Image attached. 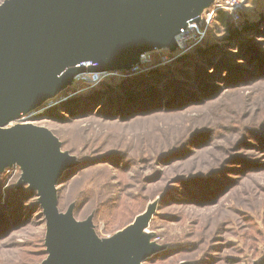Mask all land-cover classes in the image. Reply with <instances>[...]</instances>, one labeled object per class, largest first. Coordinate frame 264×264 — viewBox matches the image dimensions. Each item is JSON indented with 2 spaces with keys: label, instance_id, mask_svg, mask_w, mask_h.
Returning <instances> with one entry per match:
<instances>
[{
  "label": "rangeland",
  "instance_id": "obj_1",
  "mask_svg": "<svg viewBox=\"0 0 264 264\" xmlns=\"http://www.w3.org/2000/svg\"><path fill=\"white\" fill-rule=\"evenodd\" d=\"M219 1L189 9L206 34L188 48L165 36L144 71L103 80H115L114 91L79 78L12 122L55 137L68 162L58 208L89 221L99 243L141 223L130 245L148 250L140 264H263L264 0L235 18V37L215 19ZM94 90L103 98L87 101ZM28 173L19 162L0 167V264L50 258Z\"/></svg>",
  "mask_w": 264,
  "mask_h": 264
},
{
  "label": "water",
  "instance_id": "obj_2",
  "mask_svg": "<svg viewBox=\"0 0 264 264\" xmlns=\"http://www.w3.org/2000/svg\"><path fill=\"white\" fill-rule=\"evenodd\" d=\"M201 2L5 0L0 5V167L19 162L29 169L23 181L39 190L49 223L47 264H140L148 250L130 248L140 222L99 243L89 221L60 211L56 185L68 162L59 143L42 127L12 122L25 109L42 105L53 89L74 84L76 72L88 68L122 76L146 68L143 55L159 50L162 38L171 35L177 48V35L199 22L189 9Z\"/></svg>",
  "mask_w": 264,
  "mask_h": 264
},
{
  "label": "built area",
  "instance_id": "obj_3",
  "mask_svg": "<svg viewBox=\"0 0 264 264\" xmlns=\"http://www.w3.org/2000/svg\"><path fill=\"white\" fill-rule=\"evenodd\" d=\"M250 1L254 0H221L216 4L213 13L217 10H225L233 14L236 19H239L243 9ZM205 30L206 28H204L199 23L189 24L176 37L178 47L184 49L188 48L190 44L192 45L191 42L193 41V39L198 40L202 39L205 36ZM152 58L153 56L150 53L143 55V59H147L148 61H150V59ZM141 71H144V69H142ZM107 76V72H93L92 76H89V74L87 73H82L79 78L86 80L89 84L98 85V83H101Z\"/></svg>",
  "mask_w": 264,
  "mask_h": 264
},
{
  "label": "trees",
  "instance_id": "obj_4",
  "mask_svg": "<svg viewBox=\"0 0 264 264\" xmlns=\"http://www.w3.org/2000/svg\"><path fill=\"white\" fill-rule=\"evenodd\" d=\"M215 19H216L217 23H219V25L223 26L226 29V31H228L230 33L231 37H235V35H238L239 33H241L240 27L236 25L238 20H236L234 15L231 14L230 12L225 11V10H218L216 12ZM226 39H229V37L228 38L226 37ZM202 47H204V46L203 45H199V46L196 47V50L197 49L198 50H200V49L202 50ZM154 76H156V74ZM114 81L113 80L112 81H110V80L103 81L101 83L102 88L105 85H106V87L109 86V88H112L113 84L115 83ZM134 87L137 88L139 86H134ZM112 90H113V88H112ZM123 90L125 91V94L127 95L126 100L129 99V100L132 101L135 98V99L139 100V101H135V102H138V104H141L144 101V97H140L141 94L134 93V91L132 89L130 90V89L124 88ZM102 95L103 94L100 92V90H94L85 99L87 101L90 100V102H97V101H100L103 98ZM117 102H120V101H117ZM133 103H134V101H133ZM262 263L264 264V260H263Z\"/></svg>",
  "mask_w": 264,
  "mask_h": 264
},
{
  "label": "bare ground",
  "instance_id": "obj_5",
  "mask_svg": "<svg viewBox=\"0 0 264 264\" xmlns=\"http://www.w3.org/2000/svg\"><path fill=\"white\" fill-rule=\"evenodd\" d=\"M86 69H87V72H86V73L89 74V76H92V73H93L92 70H89L88 68H86ZM90 72H91V73H90ZM98 72L101 73V71H98ZM81 74H82V73H81ZM81 74H80V72H76V73H74V74L71 76V79H70L71 82L74 81V80H76V79H79V76H80ZM100 76H101V75H100Z\"/></svg>",
  "mask_w": 264,
  "mask_h": 264
}]
</instances>
